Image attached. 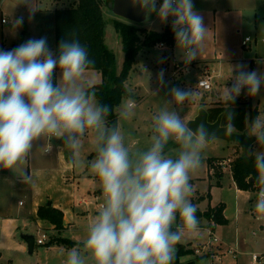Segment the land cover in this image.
Listing matches in <instances>:
<instances>
[{"label":"clouds","instance_id":"1","mask_svg":"<svg viewBox=\"0 0 264 264\" xmlns=\"http://www.w3.org/2000/svg\"><path fill=\"white\" fill-rule=\"evenodd\" d=\"M133 3L149 14L156 12L161 23L172 17L183 62L190 64L198 58L209 28L194 10L193 0H163L158 10L157 0ZM22 24L23 17L14 21V27ZM57 52L54 55L49 49L46 37L0 50V169L13 173L19 169L20 181L31 184L33 177L26 165L40 138L62 141L70 163L79 166L83 141L94 134L96 156L87 166L99 179L103 202L87 226L86 237L67 250L64 264H174L185 232L200 228L197 206L191 202V173L202 166L204 148L216 133L204 124L193 130L179 112L167 106L172 101L182 105L194 95L190 89L173 87L172 100L152 116L149 146L130 150L120 121L133 117L134 101L126 100L116 123L110 125L112 109L96 99L85 80L94 64L86 46L73 34L72 39L59 42ZM57 69L59 77L54 81ZM233 72V83L224 88L225 104L233 105L244 90L249 97L261 94L264 73L248 71L245 64L236 65ZM158 80L164 83L163 71ZM222 118L226 120L224 133H236L234 110H226ZM246 120V138L255 137V144L264 146V115ZM170 142L178 147L169 149ZM246 152L255 157L258 193L253 211L264 217V151L248 147Z\"/></svg>","mask_w":264,"mask_h":264},{"label":"rangeland","instance_id":"2","mask_svg":"<svg viewBox=\"0 0 264 264\" xmlns=\"http://www.w3.org/2000/svg\"><path fill=\"white\" fill-rule=\"evenodd\" d=\"M193 5L194 10L203 16L204 24L209 30L203 49L199 53L198 58L189 64L190 68L187 69L189 65L183 62L182 52L177 48L176 41L174 42L172 51L165 42H163L164 49L159 47L158 43L152 47H146L140 52L137 64L126 82V86L133 93V96L131 98H124L116 108V113L118 114L120 106L126 100L131 99L134 101L133 117L127 121H120L121 129L126 136L125 143L132 151H136L137 149L144 150L149 146L152 134V116L164 107L168 101L172 100L170 95L171 88L190 89L193 92L194 95L182 105L176 104L175 101L167 104L170 109L179 112L189 122L195 118V115L198 114L199 109L203 106L207 110L228 106V104L224 103L222 96L225 86L230 87L233 83L231 78L236 74L233 72V68L236 65L245 64L248 71L256 70L264 73V42L262 41L264 39V0H193ZM159 7L160 3L157 1V10ZM103 12L107 22L106 29L110 41L109 47L116 55L117 73L121 72L124 52L122 50V43L119 41L113 25L115 20L130 23L146 32H162L163 30L168 31L170 28L172 29L173 18L169 17L166 23H161L156 12L148 13V19L143 23H134L115 15L109 6H104ZM141 35L143 36V33ZM248 36L252 38V42L245 47L242 42ZM166 53L167 55H165ZM205 65L209 66L210 73L219 75L212 89L209 91L198 87V81L205 74ZM161 71L164 73L163 84L158 80V75ZM58 77L59 72L57 79ZM85 80L90 82L91 88L95 92L94 87L102 83V75L96 70H89L85 75ZM238 97L236 100H239ZM96 99L98 100L97 96ZM203 99H205V102H203ZM241 105L247 108H258L260 111L259 115H264V88L261 89L260 95L244 98ZM49 145L64 147L62 141L58 143V140L54 138L50 139ZM177 147L178 145L171 142L168 146L169 149ZM65 149L69 155V150ZM256 151L261 150L259 147H256ZM242 153L243 151L240 152V154ZM95 156L94 134L89 133L83 141L79 157L81 164L76 166L77 171H87L93 174L89 170L87 162L95 159ZM234 156V146L229 142L216 139L211 143H207L203 151L202 166L191 173V181L193 180L197 186L194 189L200 190L201 193L208 190V183L203 179V177H207L206 163L208 158L218 157L228 162V159L233 161ZM226 175L227 178L224 184L227 188H230L232 181L229 179V169ZM214 191L215 196H217V192L220 194L219 189H215ZM198 193L200 192H194L191 197V202L196 206L202 198H200ZM228 193V196L226 195L225 197L227 200L232 197L230 196V192ZM257 193L253 192L252 198L257 196ZM205 194L203 196H206ZM102 202L103 200L100 198L96 205L97 207H89V221L87 218L83 219L81 224H78L77 227L75 226V228H78V231L75 229L76 233L71 232L69 238L75 237L79 242H82L87 234V226L95 218ZM201 207L204 206L201 205ZM260 217L255 213V225L260 226V224L264 223V217H261L262 219ZM178 222H180L179 217ZM84 226L86 229H84ZM215 233L218 235L217 232ZM36 237L38 238L39 236ZM210 237L207 229L200 228L195 232H185L181 242L186 246H198L202 242L209 241ZM261 237L262 239L260 240ZM253 239L255 241L259 239V243L256 247L250 248L251 252L249 256L240 257V255H237V252L233 253L235 257H239L238 264H258L252 260V254L264 253V232L257 231V235ZM56 248L53 249L55 252H52L47 250L46 246L36 244V252L28 256L38 262V264H64L66 253L60 252ZM185 248L187 249V247ZM231 255L227 254L229 262L230 258H232ZM197 258L195 254H189L182 256L181 261L186 262L190 259H196L197 264H212L207 258ZM228 264L235 263L231 261Z\"/></svg>","mask_w":264,"mask_h":264},{"label":"crops","instance_id":"3","mask_svg":"<svg viewBox=\"0 0 264 264\" xmlns=\"http://www.w3.org/2000/svg\"><path fill=\"white\" fill-rule=\"evenodd\" d=\"M76 3L77 0H0V50H11L29 39L46 37L48 47L55 55V13L60 9L71 8ZM31 7L37 10L33 12ZM3 17L7 19L6 23L1 22ZM20 17H23L22 26L14 27V21ZM119 41L121 42L120 37ZM106 43L109 46L107 29ZM173 46L174 43L168 45L171 51ZM189 68L190 65L187 69ZM207 69L210 70L209 66L205 65V70ZM58 72L59 70L57 74ZM49 141L47 136L40 138L35 142L28 157L26 167L33 177L31 184H23L20 181L17 177L19 169L15 173L0 169V264H38L28 256L36 252V241L33 253H29L28 245L22 236L26 234L37 238L43 231L48 232L51 238L42 246L52 252H55L53 249L57 247L60 252L67 253V250L81 243L75 237L69 238L71 232L76 233L75 229L78 231L75 226L81 224L83 219L87 218L89 221V207H97L102 198L98 177L87 171H77L76 165L70 163L64 147L51 146V151H47ZM58 143L61 141L58 140ZM231 144L234 146L235 159L236 153L240 154L243 147ZM252 147L256 151L259 145L254 144ZM223 160L218 157L208 158L207 177H203L208 183V190L201 193L200 190L194 189V192H200L198 194L202 197L197 203V210L201 213L209 208L220 205L223 207L224 223L219 224L205 217L199 218L200 228L207 229L209 235L210 232L215 235L217 232L216 236L220 241L212 243L210 237L209 241L198 246H186L182 242L180 244L194 250L195 257L207 258L212 264H228L231 261L238 264L239 257H235L233 253L237 252L240 257L249 256L250 248L259 243V239L255 241L253 238L257 231L264 232V223L255 225L253 206L257 196L252 198L254 191L239 189L229 164L226 163L225 169L216 165L217 161ZM228 169L229 179L232 181L230 188L224 184ZM190 182L194 188L197 187L193 180ZM215 189L220 190L217 196ZM228 192L232 196L229 200L225 198ZM44 205L53 206L64 213L62 230H57L55 225L38 216L39 208ZM197 249L201 251L196 253ZM227 254H232L230 262L227 260Z\"/></svg>","mask_w":264,"mask_h":264},{"label":"trees","instance_id":"4","mask_svg":"<svg viewBox=\"0 0 264 264\" xmlns=\"http://www.w3.org/2000/svg\"><path fill=\"white\" fill-rule=\"evenodd\" d=\"M112 0H77L75 6L67 9L57 10L55 13V55H58L57 47L61 40L79 39L80 43L86 46L89 58L94 62L90 70H96L102 75V83L95 86V95L98 101L108 105L112 111L108 116L110 125L115 124L118 115L116 108L124 98H131L133 93L126 86L130 73L137 64L140 52L146 47L165 42L172 45L175 42V33L170 28L163 32H146L140 28L121 21L113 22L115 31L118 33L124 52V60L120 73L116 71V55L106 43V25L103 7L108 6ZM162 4L163 0H157ZM143 33V36L141 35ZM57 71L54 74V81L57 79ZM246 92V91H245ZM244 92V94H245ZM244 98L242 97V100ZM241 98L235 100L233 105L228 104L223 108H212L209 111V120L214 122L220 114L226 110H234L236 119L234 125L236 132L242 133L247 130V118H254L259 115L258 108L242 106ZM247 103V102H246ZM226 125V120H222ZM264 151V146H260ZM237 157L230 163L233 179L239 189L258 192V187L254 183L256 170L254 167L255 157L253 155L237 154ZM251 178L253 181H251ZM198 218H208L219 224L224 223L223 207L209 208L201 213L197 210ZM38 216L47 222L55 225L57 230L63 229L64 213L53 206L44 205L39 208ZM74 244V243H71ZM179 253L175 256L174 264H197L196 259L182 262L181 257L193 254L194 250L186 249L180 243L177 245ZM198 259V258H197Z\"/></svg>","mask_w":264,"mask_h":264},{"label":"water","instance_id":"5","mask_svg":"<svg viewBox=\"0 0 264 264\" xmlns=\"http://www.w3.org/2000/svg\"><path fill=\"white\" fill-rule=\"evenodd\" d=\"M133 2L134 0H112L111 2H109L108 6L115 15L121 18H124L134 23L145 22L147 20L146 16L148 17V13L146 12V10L141 9L139 4H134ZM203 102H205V99H203ZM222 116L223 113L219 115L217 120L211 122L209 120V111L203 106L199 109V112L195 116V118L188 122L189 127L195 130L197 125L204 124L208 128L210 133H216L215 139L211 140L208 143H211L216 139H221L229 143L239 144L243 147L244 154L248 155L246 150L248 147H252L255 144V137L246 138L244 133L247 130L242 133L236 132L231 136L225 134L223 128H225L226 125H223ZM251 181H253L252 178ZM22 238L26 241L28 245L29 253H33L36 238L33 235L26 234L23 235ZM179 251L180 250L177 247L176 255L179 253Z\"/></svg>","mask_w":264,"mask_h":264},{"label":"built area","instance_id":"6","mask_svg":"<svg viewBox=\"0 0 264 264\" xmlns=\"http://www.w3.org/2000/svg\"><path fill=\"white\" fill-rule=\"evenodd\" d=\"M1 22L2 23H6L7 22V19L6 18H1ZM262 41L264 42V39H262ZM252 42V38L250 36L246 37L242 44L243 46L247 47L249 45V43ZM159 47L163 48L164 47V43H159L158 44ZM219 75H214L212 73H210V70H205V74L204 76L198 81V87L205 90V91H209L212 89L214 83H215V80L216 78L218 77ZM246 90L242 91L241 95L238 97V99L240 98H246L247 95H246ZM245 92V94H244ZM232 161L231 160H228V162L226 161H217V166H219L221 169H225L226 167V163L229 164V166H231V163ZM231 168V167H230ZM264 226V225H263ZM210 235H211V242L212 243H218L220 241V239L213 233V232H210ZM51 238L50 234L48 232H41L39 234V237L36 238V243L39 244V245H42V244H45V242ZM201 250L197 249L196 250V253H199ZM230 252H232L230 250ZM252 260L255 262V263H258V264H264V253H253L252 254Z\"/></svg>","mask_w":264,"mask_h":264}]
</instances>
